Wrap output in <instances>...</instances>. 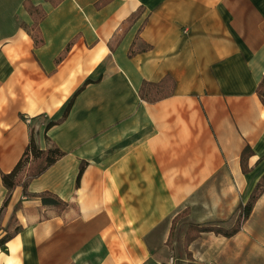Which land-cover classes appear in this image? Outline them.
<instances>
[{
	"label": "crops",
	"instance_id": "0c3cea01",
	"mask_svg": "<svg viewBox=\"0 0 264 264\" xmlns=\"http://www.w3.org/2000/svg\"><path fill=\"white\" fill-rule=\"evenodd\" d=\"M25 1L0 0V238L14 233L0 264H171L182 249L199 264H264V190L232 236L203 232L186 250L172 229L185 208L233 222L264 174V0H30L45 12L40 43ZM167 73L173 94L140 96ZM78 89L48 130L65 154L3 206L1 173L31 117L59 118ZM46 190L69 204H43Z\"/></svg>",
	"mask_w": 264,
	"mask_h": 264
},
{
	"label": "trees",
	"instance_id": "16d2710c",
	"mask_svg": "<svg viewBox=\"0 0 264 264\" xmlns=\"http://www.w3.org/2000/svg\"><path fill=\"white\" fill-rule=\"evenodd\" d=\"M25 5L29 10V12L34 16V23L32 27L27 29L29 31H32L36 43H40V41H42V37L40 36L38 23L40 19L43 17L45 12L43 11V9H41L40 6L35 5L30 0H26ZM142 11L143 8H139L138 10H136V12H133L129 20L134 22V20L141 14ZM131 53H133L132 50ZM90 81L91 79H87L84 82L88 83ZM175 87H176L175 77L172 74L167 73L158 81H151L144 79L139 87V94L143 99L150 101L151 103L173 94V92L175 91ZM79 89L68 101L62 115L59 118L48 119L45 118L44 114H38L31 117V122L28 124L30 127V137L28 138L29 142L23 154L21 155V157L19 158V160L17 161V163L15 164V166L11 171L1 173L2 182L7 188V194H5L6 197L4 199L3 206L8 203L13 190L18 185L23 186V190L26 195H31L28 192L29 182L33 178L43 173L47 168H49L53 163H55L59 158H61L65 154V151L61 149L48 135V130L55 123H59L67 116V114L69 113V109L71 108L74 96L79 91ZM257 93L260 97V100L264 104V78L260 81V83L257 86ZM41 133L44 135L45 140L48 143L46 147H42L39 144V139H40L39 135ZM252 153L253 150L251 146L248 144L245 145V147L242 150L241 158H240L243 171L245 172L249 170L248 157ZM85 163H86L85 161H82L80 163L78 177H77L78 179L81 177L83 173V170L86 166ZM254 186L255 187L252 190L248 200L244 203L240 202L238 204L237 207L238 213L236 216V220L232 226L223 228L220 226L203 225L199 229V232L195 234H190L188 236V241H191L197 236H199L202 231H208L210 229L211 231H215L216 233H221L225 236H232L236 232H238L241 229L240 227H242L243 222L251 214V211L253 209V206L257 198L264 190V174L260 177L259 181ZM38 195L41 197L43 204L53 205L59 209H64L69 204L68 201L62 199L61 197L58 196V194L49 190L41 192ZM178 216L179 214L176 215L173 220L172 229H174L175 227L176 219ZM16 230H18V226L15 228L14 232ZM13 234H14L13 232L7 229V232L4 234V236L0 238V245L5 244ZM187 255H188L187 258L189 259L188 264H199L194 261L191 251H187Z\"/></svg>",
	"mask_w": 264,
	"mask_h": 264
},
{
	"label": "rangeland",
	"instance_id": "374dc122",
	"mask_svg": "<svg viewBox=\"0 0 264 264\" xmlns=\"http://www.w3.org/2000/svg\"><path fill=\"white\" fill-rule=\"evenodd\" d=\"M189 210H190L189 208L183 209L179 213V216L176 219V224L178 223V229L180 231H183V230L186 231V238H185L186 250H187L188 243L190 242V241H188V236L190 234H195V233L199 232V229L203 225H206V226H220V227L226 228V227L232 226L234 224L235 220H236V218H235L233 220V222H232V220H226V221H224V220H217V221L210 220V221H205V222H194V221H191V220L189 221L187 219V215L189 214ZM237 213H238V208H237ZM237 213H235V216H237ZM176 224H175V227H176ZM210 230H208V231H210ZM203 232H207V231H202L201 233H203ZM201 233H200V235H201ZM172 238H171L169 244H172V246H175V244H174L175 242L173 241ZM182 250L181 251H175V252H173L170 255L169 261H170L171 264H174L177 261V259L180 258L181 256L187 258V256H188L187 255V251L188 250L187 251H182Z\"/></svg>",
	"mask_w": 264,
	"mask_h": 264
}]
</instances>
